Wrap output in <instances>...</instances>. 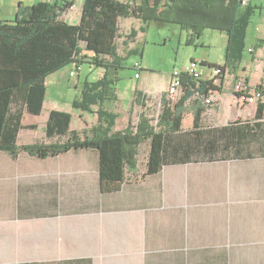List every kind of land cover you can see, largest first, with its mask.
<instances>
[{"label": "crops", "instance_id": "0c3cea01", "mask_svg": "<svg viewBox=\"0 0 264 264\" xmlns=\"http://www.w3.org/2000/svg\"><path fill=\"white\" fill-rule=\"evenodd\" d=\"M39 1L17 0L13 10L5 11L4 0H0V10L5 19L14 20L21 6ZM84 1L67 9L63 19L81 22ZM122 1L140 4L143 0ZM166 3L161 0L160 10ZM150 24L136 16L119 17L117 41L122 56L143 54L136 43L144 40ZM257 29L256 48H249L252 58L242 54L228 64L227 33L204 29L196 36L187 29L188 44H194L195 50L198 45L220 46L223 61L201 50L198 58L207 65L225 66L226 73L214 81L220 89L207 95L214 96L213 103L199 101L197 95L185 102L181 129L169 131L165 151V140L163 144L165 162L154 173L148 171L150 136L135 147L134 165L126 166L123 181L109 184L102 183L97 147L71 148L45 158L26 150L16 156L0 150V264H264V96L250 103L236 91L241 77L250 91L264 87V18ZM131 30L136 34H130ZM90 54L84 50V59ZM140 63L141 73L138 77L134 73L140 82L129 103V115L107 105L119 99V77L108 76L114 81L112 89L117 97L106 98L102 108L117 114L113 131L124 130L130 121L136 130L143 115L156 131L160 128L157 123L163 99H168L172 72L148 70ZM88 64L90 71L102 70L98 79L82 82L81 96L76 100L82 98L86 82L99 80L106 70ZM231 64L237 73L231 72ZM68 67L70 78L78 76L74 87L81 84L79 69L84 63L77 69L72 62L47 75L43 89L23 109L18 145L60 140L54 121L57 127L48 133L55 111L63 114L65 129L79 131L82 138L99 124V105L92 106L93 115L74 105L75 111L61 110L55 103L46 110L48 85H62L61 73ZM136 90L142 93L140 102ZM181 95L182 91L178 99ZM154 98L159 99L156 118L143 111ZM138 107L140 117L135 119ZM196 110L201 111L197 125ZM102 117L101 124L107 126L110 116Z\"/></svg>", "mask_w": 264, "mask_h": 264}, {"label": "trees", "instance_id": "16d2710c", "mask_svg": "<svg viewBox=\"0 0 264 264\" xmlns=\"http://www.w3.org/2000/svg\"><path fill=\"white\" fill-rule=\"evenodd\" d=\"M166 1V7L160 10L158 6H152L150 0H143L140 4L122 0H85L81 22L76 24L63 19V14L70 6L66 0H42L34 5L21 6L14 20L5 19L0 10V150H7L13 156L20 150H26L32 155L45 158L71 148L97 147L101 155L102 183L104 181L109 184L123 181L126 166L134 165L132 158L135 147L150 136L152 151L149 154L148 171H158L165 162L164 151L169 131L181 129L185 102L196 95L200 97L199 101L204 99L206 102L209 92L220 89V86L212 80L196 82L183 78L182 95L177 102L163 99L158 131L144 115L136 130L130 121L124 130L113 131L117 114L109 113L102 108V104L106 98L117 97L112 89L114 81L108 78V70L122 67L125 58L118 51L119 17H140L146 25L155 21L177 24L191 30L196 36L201 35L204 29L225 32L230 41L226 58L228 64L232 58L242 57L246 27L252 11L250 9L244 16H239L242 0ZM142 29L145 30V27ZM132 34L136 32L133 30ZM81 44H84L83 48ZM84 50L92 53L88 60L84 59ZM72 62L77 67L90 62L96 67L106 68L102 78L86 82L82 98L73 101L76 108L83 110H92L93 105H99V124L82 138L75 129L67 131L61 122L63 114L55 111L51 116L48 133L52 134L57 127L53 126L54 121L58 124L60 140L48 144L35 142L18 145L17 133L24 126L21 123L23 109L27 103L30 106L33 95L43 89L47 75ZM210 65H217L225 72V66ZM218 77L222 78V75ZM141 95L136 90V100L139 102ZM34 109L38 111L39 108L33 106ZM200 113V110H196L195 125L200 120ZM102 114L110 116L107 126L101 124L104 118Z\"/></svg>", "mask_w": 264, "mask_h": 264}, {"label": "rangeland", "instance_id": "374dc122", "mask_svg": "<svg viewBox=\"0 0 264 264\" xmlns=\"http://www.w3.org/2000/svg\"><path fill=\"white\" fill-rule=\"evenodd\" d=\"M17 0H4L5 11L9 9H14V5ZM152 6H158L161 8V0H151ZM251 14L249 16L248 27H246V38L245 47L243 50V55L246 58H252L253 54L250 51V47L256 48L253 43H255V35L259 32L257 29L258 23L264 18V0H251L249 3H243L240 7L239 16H244L249 10ZM131 30V33L132 34ZM220 33V32H215ZM260 33H262L260 31ZM188 30L181 29L177 25L165 24V23H152L148 27L144 40L136 43V46L143 48V54L141 52H133L127 58L123 60V66L120 68H112L108 70V76H118L119 79L116 80V88L119 94V99L106 102L107 105H113V109L120 110L124 115H129V103H131L134 89L139 86L140 80L134 76L135 72H140L139 68L135 66L137 61L142 62V64L148 70H154L160 73L173 72L175 69H182L190 62V57L195 55L199 57V50H201L205 55L209 56L212 54V58L224 60L225 55L221 51L220 46L215 45L211 48L209 47H199L195 45L188 44ZM120 47L122 43L119 41ZM141 50V49H140ZM238 63V62H237ZM240 63V62H239ZM234 64L230 65L231 72L237 73L233 68ZM238 64L236 67H239ZM77 68V67H76ZM69 67L62 71V85H48V99L46 100V110L55 103V106H59L61 110H74L73 101L79 99L81 96L82 82L88 78L89 80H96L99 77L101 68H95V70L90 71V65L88 62L84 63L83 69H79V80L81 84L74 87V82L77 81L78 76L69 77ZM104 75V74H103ZM75 99V100H74ZM159 99L151 100L146 109L150 117H155L157 115V110H159ZM158 108V109H156ZM89 115H93L92 110H86ZM136 117H140V109L137 108Z\"/></svg>", "mask_w": 264, "mask_h": 264}, {"label": "built area", "instance_id": "2783aa9c", "mask_svg": "<svg viewBox=\"0 0 264 264\" xmlns=\"http://www.w3.org/2000/svg\"><path fill=\"white\" fill-rule=\"evenodd\" d=\"M70 6L68 9H74L78 6V2L80 0H66ZM242 3H246V0H242ZM135 66L142 69V65L140 61H137ZM77 67V66H76ZM80 66L77 67L79 69ZM211 70L210 75L207 73ZM222 69L217 65H207L203 59H191L190 62L184 66L182 69H175L171 73V83L169 88H167L168 99L171 103H175L178 100L179 93L181 88H183V78L191 79L192 81H215L216 77L225 74ZM71 74H74V71H71ZM136 77L139 76V72L135 74ZM236 91L241 95V98L244 101H248L250 103H256L262 100L264 96V87H258L256 90L250 91V87L247 81L244 78H239L236 82ZM214 96L211 95L206 99V102L213 103Z\"/></svg>", "mask_w": 264, "mask_h": 264}]
</instances>
